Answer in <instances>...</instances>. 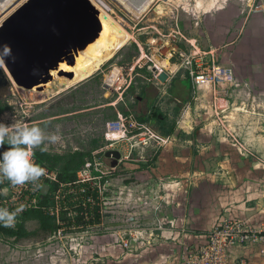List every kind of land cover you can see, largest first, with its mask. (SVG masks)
Here are the masks:
<instances>
[{
	"label": "crops",
	"instance_id": "0c3cea01",
	"mask_svg": "<svg viewBox=\"0 0 264 264\" xmlns=\"http://www.w3.org/2000/svg\"><path fill=\"white\" fill-rule=\"evenodd\" d=\"M259 3L243 21L213 23L207 47L193 49L214 53L233 68L234 80L202 83L193 99L190 80L179 83L178 90L188 95L174 133L162 137L155 132L159 150L152 159H142L139 170V165L119 160L117 167L131 171L114 173L108 181L118 200L110 212L101 208L91 264H185L186 249L201 241L220 218L264 226V179L246 172L264 164L248 157L259 152L255 144L264 138V0ZM205 4L215 14L230 6L242 12L239 0ZM108 159L111 167L110 158L102 162ZM263 251L264 241H253L233 247L230 256L235 262L264 264Z\"/></svg>",
	"mask_w": 264,
	"mask_h": 264
},
{
	"label": "rangeland",
	"instance_id": "374dc122",
	"mask_svg": "<svg viewBox=\"0 0 264 264\" xmlns=\"http://www.w3.org/2000/svg\"><path fill=\"white\" fill-rule=\"evenodd\" d=\"M207 1L210 0H157L141 18L134 19L115 0H104L109 6L106 17L121 27L128 35V41L86 80L62 86L55 79L50 88L46 87L48 92L44 101L40 99V92H21L16 86L3 90L0 95V123L38 126L46 136L58 135L60 139L56 143L46 142L45 152L52 156L75 151L92 153V166L86 169L84 176L97 177L95 181L100 185L102 194H107L108 199L101 207L103 213L114 210L112 202L118 199L113 193L112 182L108 181L114 173L123 176L131 170L124 165L113 169L109 159L103 163L105 151L102 150L110 149L113 142L129 136L131 129L126 123L129 115L137 118L149 114L153 104L167 118V123L175 122L183 113L182 100L188 95L178 90V84L188 80L187 68L180 56L174 54L168 58L174 65L173 70L164 69L155 56L165 59L169 49L170 52L178 50L188 56L196 46L206 48L210 43L207 31L213 23L243 21L260 6V0H239L242 12L230 6L227 11L215 14V10L205 4ZM213 14L215 16H211ZM115 67L120 68L123 83L119 88H110L106 86V75ZM163 70L170 74L165 82L159 80ZM190 92L191 99L197 97L195 88ZM28 94L38 99L32 101ZM176 98H180L181 102H177ZM155 124L152 126L156 129L158 123L155 121ZM145 126L148 127L147 124ZM135 131L139 132L138 129ZM260 134L264 136V129ZM158 145L154 140L153 147L142 154L141 150L134 152L126 161L139 165V170L142 159H152L156 155ZM255 147L260 150L249 154V160L264 163V138ZM263 165L246 172L251 177L264 179ZM116 205L121 206V202ZM77 215L76 211H70L69 216L75 224L57 229L46 241H40L36 236L17 238L1 232L0 264H91L93 236L99 229L98 223L84 226ZM63 223L59 218L57 224ZM39 226V222L32 217L24 220L27 232L34 233ZM104 227H109L108 223H104Z\"/></svg>",
	"mask_w": 264,
	"mask_h": 264
},
{
	"label": "water",
	"instance_id": "95a60500",
	"mask_svg": "<svg viewBox=\"0 0 264 264\" xmlns=\"http://www.w3.org/2000/svg\"><path fill=\"white\" fill-rule=\"evenodd\" d=\"M100 15L91 0H26L0 23V89L42 92L55 80V71L73 78L61 66L75 67L77 58L100 39ZM168 78L164 71L159 75L162 82ZM105 156L116 168L120 151L110 149ZM48 190L45 185L42 192Z\"/></svg>",
	"mask_w": 264,
	"mask_h": 264
},
{
	"label": "built area",
	"instance_id": "2783aa9c",
	"mask_svg": "<svg viewBox=\"0 0 264 264\" xmlns=\"http://www.w3.org/2000/svg\"><path fill=\"white\" fill-rule=\"evenodd\" d=\"M170 53L171 57L174 54H178L184 61L188 72V80H190L196 90L199 89L202 83L216 85L234 80L233 68L224 65L214 53L205 54L201 51H193L188 56L178 50ZM163 71L165 72V70ZM106 86L116 88L108 84ZM126 123L131 129L128 133L129 136L116 140L110 146V149L120 151L121 160H130L133 153L138 150H141L140 154H142L145 150L153 147L154 140L158 144L161 141L155 131L149 126L150 129L145 124L140 123L135 116L129 115L126 118ZM135 129H138L139 132L135 131ZM32 160L37 163L34 155H32ZM91 166L92 162H88L85 168L78 173L79 183L88 182L91 184L92 190L97 188L99 194L103 195L100 185L95 181L97 177L88 178L84 176L86 169ZM43 168L45 169V174L35 184L28 183L23 186H13L6 179L0 178V208H7L9 211H16L17 208L23 209V211L17 213L14 227L8 229H15L23 222V214L38 206V197L47 180L56 179L54 171H51L46 166ZM56 199L58 202L60 195H57ZM102 200V203L105 204V199L102 198ZM88 201L92 205L95 204V199L92 195L88 198ZM58 209L57 207L56 210H51V214L58 215ZM253 241H264V226L254 228L237 217L220 218L213 228L202 236L201 241L192 244L186 249L185 264H247L244 259L238 262L232 261L230 250L236 246H246Z\"/></svg>",
	"mask_w": 264,
	"mask_h": 264
},
{
	"label": "trees",
	"instance_id": "16d2710c",
	"mask_svg": "<svg viewBox=\"0 0 264 264\" xmlns=\"http://www.w3.org/2000/svg\"><path fill=\"white\" fill-rule=\"evenodd\" d=\"M5 89H0V95ZM150 111L149 114L137 117L138 121L142 124H147L162 137L172 135L175 131V122L171 124L167 123V118L157 105L153 104ZM155 121L158 123L156 129L152 126L155 124ZM100 147L103 146L101 145ZM4 150L6 148H0V152ZM33 155L37 159L36 164L41 167L46 166L51 171H55L56 179L52 181L47 180L45 185L49 186V190L47 193H40L38 206L23 214V222L18 227L15 229L0 227V232L17 238L36 236L40 238V241H46L48 236L57 229L75 224V220L69 216V212L72 210L77 212L78 219L83 220L84 226L92 222H98L102 216L101 198L106 195L99 194L97 188L92 190L91 184L88 182L79 183L78 178V173L85 167L87 162L92 160V153L75 151L63 156H52L45 151H35ZM57 195H60L58 202L56 199ZM91 195L95 199L94 205L88 201ZM57 207L59 208L58 215H52L51 210H56ZM29 217L36 219L40 224L39 229L34 233L27 232L24 227V220ZM59 218L60 221L63 220L65 223L61 225L57 224ZM76 225H80V223H76Z\"/></svg>",
	"mask_w": 264,
	"mask_h": 264
},
{
	"label": "bare ground",
	"instance_id": "6f19581e",
	"mask_svg": "<svg viewBox=\"0 0 264 264\" xmlns=\"http://www.w3.org/2000/svg\"><path fill=\"white\" fill-rule=\"evenodd\" d=\"M26 0H0V23L8 17L13 11H15ZM101 11L100 18L104 24V28L101 32L100 39L92 45L85 54L80 55L77 58L75 67L71 68L66 65H62L61 69L65 71H71L74 73L73 78L66 76H60L57 72H53L56 81L58 80L62 86H70L76 83H80L94 74L97 68L108 59H111L117 50L128 41V35L121 30V27L109 20L107 11L109 6L104 0H91ZM131 17L134 19L141 18L150 7L157 0H115ZM170 50V49H169ZM168 50L167 58L162 59L155 56V60L159 61L160 65L166 70H173L172 65L168 58L170 57V51ZM106 82L109 86L120 87L123 83L121 70L118 67L113 68L108 75H106ZM55 83V82H54ZM50 84L47 85L49 87ZM59 86V85H58ZM50 88V87H49ZM52 88V87H51ZM57 89V88H56ZM37 92L36 89L31 92ZM47 88L45 91L40 92V99L44 101L47 97ZM30 100L36 101L38 98L33 94H28Z\"/></svg>",
	"mask_w": 264,
	"mask_h": 264
},
{
	"label": "clouds",
	"instance_id": "9594fccd",
	"mask_svg": "<svg viewBox=\"0 0 264 264\" xmlns=\"http://www.w3.org/2000/svg\"><path fill=\"white\" fill-rule=\"evenodd\" d=\"M58 135L46 136L38 126H21L14 123L5 125L0 123V148H8L0 152V178L6 179L13 186L35 184L45 174V169L32 160L34 150L47 151V143H56ZM43 145V146H42ZM0 208V226L12 228L18 212Z\"/></svg>",
	"mask_w": 264,
	"mask_h": 264
}]
</instances>
